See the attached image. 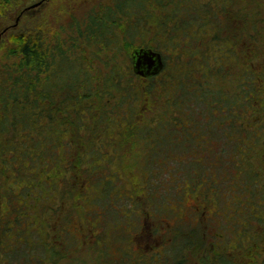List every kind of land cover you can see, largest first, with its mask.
Returning a JSON list of instances; mask_svg holds the SVG:
<instances>
[{
	"label": "rangeland",
	"instance_id": "374dc122",
	"mask_svg": "<svg viewBox=\"0 0 264 264\" xmlns=\"http://www.w3.org/2000/svg\"><path fill=\"white\" fill-rule=\"evenodd\" d=\"M115 1L13 0L4 11L6 17L0 19V70L13 62L7 52L20 31L34 24L43 25L49 41H53L51 47L56 50V56L63 50L71 61L90 70L92 76H98L105 92L115 94L108 80L110 71L117 67L125 74V70L132 68L131 53L135 49L104 51L103 44H96L87 37L85 27L87 16L102 12V8L112 6ZM233 5L236 11L250 12L244 17V23L234 20V15L230 18L229 37L237 36L245 24L251 28L257 11L262 13L259 33L263 36L264 0H240L239 5ZM211 31H215L213 26L206 29V35L210 36ZM189 34L201 39V33L196 30L190 29ZM185 41L175 49L182 57L181 64L173 62L171 66L192 71L199 67L205 69L202 62L203 53L207 51L205 40L193 50ZM257 43L263 45L261 39ZM170 47H175L173 42ZM254 59L264 63V57ZM77 64L71 68L74 74H79ZM62 70L68 74V80V69L64 66ZM230 70L237 75L239 68L235 61L230 63ZM153 100L155 97L149 105L143 103L141 120L151 119L159 108L165 107L162 102L160 106ZM85 106L84 100L82 108ZM55 114L52 111L51 117L57 119ZM98 120L90 124L100 126L104 135L97 143L99 153L91 158L90 165L82 163L83 169L79 170L87 178L83 185L77 183L73 171L77 163L75 155L81 145L73 143L68 128L52 124L42 129L43 140L34 146L29 143L35 132H24L20 128L15 156L8 152L6 145V172L0 174V231L3 232L0 264H25L22 253L20 257L14 255V258H22L17 263L9 255L22 249H27L29 264H38L35 258H43L42 247L54 243L55 247H63L59 252H71L67 260L58 256L59 264H70L72 260L76 261L73 264H203L202 260L217 256V252L220 254L217 264L264 263V156L259 149L252 155L248 153L247 158L254 164L245 166L239 177L240 171L231 168L235 153L229 162L223 159L227 168L217 160L212 164V155L204 154L207 160L204 162L191 154L182 158L177 151L162 157L160 150L166 146L160 138L164 131L156 126L154 135L139 138L145 148L142 159L140 145L133 142L126 147L131 153L125 152L124 156L121 153V159L112 156V151L114 143L119 142L124 133L127 116L117 114L114 123L108 126L106 123L98 125ZM188 123L186 118L176 122L177 137L201 139V134ZM224 143L221 139L220 144ZM91 150L95 151L94 147ZM219 154L222 153L215 152L213 157ZM84 161L87 162V155ZM236 165L233 163L234 168ZM89 169L95 174H87ZM89 181L93 184H87ZM250 189L255 192L254 198ZM197 203L205 207L204 214L190 209ZM193 241L196 249L200 243H205L204 248L197 254L192 250H187L185 256L184 252L179 253V249L185 250ZM254 244H258V250L253 249L249 255L245 253V249ZM52 255L47 253L48 257Z\"/></svg>",
	"mask_w": 264,
	"mask_h": 264
},
{
	"label": "trees",
	"instance_id": "16d2710c",
	"mask_svg": "<svg viewBox=\"0 0 264 264\" xmlns=\"http://www.w3.org/2000/svg\"><path fill=\"white\" fill-rule=\"evenodd\" d=\"M12 1L0 0V19L6 17L4 11L10 8L8 5ZM234 3L239 5L240 0H116L112 6L102 8V12H93V15L87 16V37L96 44H103L104 51L126 48L128 52L130 49L144 48L163 55L164 67L155 76L137 75L133 68L132 53V68L125 70V74L117 67L112 68L108 80L113 84L115 94L105 92L101 79L92 76L90 70L88 72L77 62L71 61L63 50L56 56V50L51 47L53 41H49L43 25L34 24L20 31L7 52L13 62L0 70V174L6 172V145L9 147L8 152L14 156L16 154L19 139L17 133L20 128L24 132H35L29 143L34 146L43 140L42 129L56 124L68 128L72 132L73 143L81 145L75 155L77 163L73 171L76 173L77 183L83 185L87 178L79 170L83 169L82 163L90 165L91 158L99 153L97 143L104 135L100 126L97 128L90 121L98 120L99 116L101 119L97 124L106 123L108 126L114 123L117 114L122 113L125 118L127 116L128 123H123L124 133L120 141L114 143L112 156L122 159L121 153L124 156L125 152H129L126 147L133 142L134 145H140L138 146L143 154L139 157L142 159L145 148L139 138L154 135L156 126H159L164 131L160 139L166 146L160 150L162 157L177 151L182 158L191 154L204 162L207 161L204 154L212 155V164L217 160L227 168L223 159L227 158L229 162L235 153L236 157L233 159L237 160L232 161L237 165L234 168L232 163L231 168L240 171L241 177L244 167L254 164L247 157L256 149L264 156V145L261 146L264 138V63L254 59L264 57V35L259 33L262 13L257 11L256 22L251 28L245 24L237 36L232 34L229 37L230 18L234 15V20L244 23V17L250 12L247 10L244 13L242 9L236 11ZM209 26L215 29L210 32V36L205 33ZM190 29L201 33V39L189 37L191 34H187ZM260 39L262 46L257 43ZM204 40L207 43V51L202 56L205 69L199 67L192 71L191 68L171 66L173 62L181 64L182 57L175 51L178 45L185 41L190 50H193ZM172 42L174 48L170 47ZM186 61L190 64V59L187 58ZM232 61L238 65L237 75L230 70ZM74 64L78 65L79 74L71 71ZM64 66L69 71L68 80V74L62 70ZM112 97L115 99L113 102ZM153 97L154 103L158 102L161 106L162 102L165 107L159 108V112L151 116V119L141 120L143 103L149 105ZM58 99L61 101L58 102ZM84 100L86 106L82 108ZM66 104H70V107ZM52 111L56 113L57 119L51 117ZM183 118L190 121L192 128L201 134V139L177 137L174 125ZM40 121L42 123L39 124ZM221 139L224 144H220ZM93 147L95 151L91 150ZM218 151L222 154L213 157V153ZM11 153L8 157H11ZM86 155L87 162L84 161ZM87 174L95 173L90 170ZM243 182L246 183L244 180ZM87 184L91 185L93 182L89 181ZM86 187L87 185L84 188ZM250 191L254 198L255 192L252 189ZM59 242L60 239L57 240ZM55 244L42 247L44 256L39 260H36L38 256L34 252L35 262L59 264L58 256L67 260L71 252H59L63 247H55ZM204 244L200 243L196 249L194 241L190 242L185 250L179 249V253L184 252L185 256L187 250H192L197 254L204 248ZM258 248V244H254L246 248L245 253L249 255L253 249L257 251ZM46 249L53 255L48 257ZM26 250H15L9 255L17 263L22 258H14V255L20 257L22 253L24 263L29 264ZM206 260H202L203 264L220 262L217 256ZM72 262L76 261L72 260L70 264Z\"/></svg>",
	"mask_w": 264,
	"mask_h": 264
},
{
	"label": "water",
	"instance_id": "95a60500",
	"mask_svg": "<svg viewBox=\"0 0 264 264\" xmlns=\"http://www.w3.org/2000/svg\"><path fill=\"white\" fill-rule=\"evenodd\" d=\"M132 56L134 72L141 77L155 76L164 67L162 55L151 49H135Z\"/></svg>",
	"mask_w": 264,
	"mask_h": 264
},
{
	"label": "flooded vegetation",
	"instance_id": "af4514ba",
	"mask_svg": "<svg viewBox=\"0 0 264 264\" xmlns=\"http://www.w3.org/2000/svg\"><path fill=\"white\" fill-rule=\"evenodd\" d=\"M162 57H163V55H162ZM201 207L202 206L199 203H197V205L195 204L194 206L190 207V209H192L193 212H195L197 214H199L200 212H201V214H204L205 207H203V208H201ZM219 255H220L219 252H217V258H218Z\"/></svg>",
	"mask_w": 264,
	"mask_h": 264
}]
</instances>
